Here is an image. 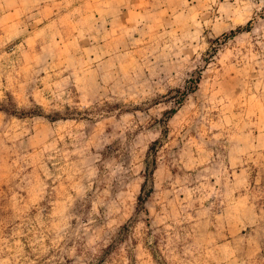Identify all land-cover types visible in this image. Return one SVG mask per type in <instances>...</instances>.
<instances>
[{
	"label": "rangeland",
	"instance_id": "rangeland-1",
	"mask_svg": "<svg viewBox=\"0 0 264 264\" xmlns=\"http://www.w3.org/2000/svg\"><path fill=\"white\" fill-rule=\"evenodd\" d=\"M0 264H264V0H0Z\"/></svg>",
	"mask_w": 264,
	"mask_h": 264
}]
</instances>
